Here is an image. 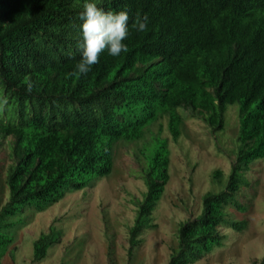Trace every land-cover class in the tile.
<instances>
[{"label": "trees", "instance_id": "trees-1", "mask_svg": "<svg viewBox=\"0 0 264 264\" xmlns=\"http://www.w3.org/2000/svg\"><path fill=\"white\" fill-rule=\"evenodd\" d=\"M84 0H0V146L7 142V200L0 207V264L28 215L111 175L115 146L137 144L163 121L174 141L183 117L213 132L237 105L235 162L225 191L202 198L200 217L177 230L168 264H196L221 247L241 176L264 159V0H99L105 11L127 10V53H102L86 75L81 59ZM148 27L137 32L138 18ZM31 83V91L28 84ZM140 150L145 187L129 231L130 254L169 181L168 150L155 138ZM215 173V178L220 177ZM60 234L33 244V262L46 259Z\"/></svg>", "mask_w": 264, "mask_h": 264}, {"label": "rangeland", "instance_id": "rangeland-1", "mask_svg": "<svg viewBox=\"0 0 264 264\" xmlns=\"http://www.w3.org/2000/svg\"><path fill=\"white\" fill-rule=\"evenodd\" d=\"M238 110L237 105L227 108L220 132L213 133L204 122L180 110L183 122L176 141L163 121L160 133L156 125L137 144L119 143L111 175L93 188L67 194L45 211L28 215L1 264H168L179 227L200 217L205 195L225 191L235 162ZM155 138L166 143L169 181L150 217L151 228L141 231L130 254L129 231L145 193L139 175L140 150ZM7 142L0 146V207L7 200L5 175L11 164ZM241 179L244 185L236 198L241 208H228L226 217L227 222H242L241 231L220 229L221 247L196 264H264V159L253 162ZM51 230L60 234L58 243L46 259L34 263V242Z\"/></svg>", "mask_w": 264, "mask_h": 264}, {"label": "clouds", "instance_id": "clouds-1", "mask_svg": "<svg viewBox=\"0 0 264 264\" xmlns=\"http://www.w3.org/2000/svg\"><path fill=\"white\" fill-rule=\"evenodd\" d=\"M99 0H84L79 32L81 44V59L76 63L72 75H86L99 62L102 53L111 57H119L127 53L129 38L128 11H105L98 6ZM148 27V18H138L134 24L137 32H143ZM31 91L32 85L28 84Z\"/></svg>", "mask_w": 264, "mask_h": 264}]
</instances>
